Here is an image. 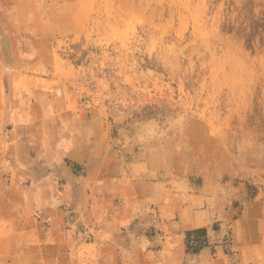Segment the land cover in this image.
<instances>
[{"label":"rangeland","instance_id":"rangeland-1","mask_svg":"<svg viewBox=\"0 0 264 264\" xmlns=\"http://www.w3.org/2000/svg\"><path fill=\"white\" fill-rule=\"evenodd\" d=\"M94 150L95 172L154 193L146 250L178 229L193 264H264V0H0V264H46L54 216V234L106 236L102 180L93 212L59 202Z\"/></svg>","mask_w":264,"mask_h":264},{"label":"crops","instance_id":"crops-1","mask_svg":"<svg viewBox=\"0 0 264 264\" xmlns=\"http://www.w3.org/2000/svg\"><path fill=\"white\" fill-rule=\"evenodd\" d=\"M33 119L34 118H32V121ZM29 121L31 120L29 119ZM42 124V126H44L43 122ZM47 125L48 124L46 123V126ZM14 128L16 127L14 126ZM26 140H30V138L27 137ZM16 141H18V139ZM27 143H25L26 146H28ZM95 154L96 151L94 150V152L90 153V158L86 159V161H83L82 159V174L79 178L84 180V184L79 183L73 173L65 171L64 176L66 177V183L64 185L65 188L62 189L65 197L64 200L63 198H60L59 202L63 201L65 203H73V199H77L76 201H78V198L69 196H79L80 193H82V196L77 203H85V205L88 206V199L91 195H93V192L91 190L90 193L87 192L86 185L90 188V180H102V182L106 183L107 186L104 187L101 185V187L98 188V192H96V195H98L97 202L100 203L99 206H96L97 211L94 219L96 220L95 223H99V225L100 221L103 223H105V221L108 224L110 223L105 232L106 236H96L89 241H86L80 237H76L77 234L75 230H73L72 236L66 237L64 230L60 228H58L57 234H54L53 229L55 225H60L58 218L54 216L51 219V225L46 235L47 240L43 237V241L48 243V249L42 253L41 258L46 260V264H67V258L72 259V262L68 264H193V257H189L183 249L181 243L182 237L179 234L178 229L171 231L172 233L170 235L165 236L164 240L161 241V246L156 249V251L151 249L146 250V248L143 247V243H141L143 246L140 245L139 241L142 239L138 237V233L141 231L140 225L142 222V215L147 210V206L145 204L147 201L146 198L148 196L150 199L154 193L152 192L147 195V192L144 189L146 184L144 178L145 176L137 174L136 176L139 178L136 183L137 187L135 189H131V187H129V173L127 174L128 180L125 181L124 177H126V175L124 176L122 174L123 176L121 175L122 177H119L118 174H120V171H105L103 169L101 172H95V168L102 164L97 161ZM45 158H48V155H46ZM40 159V157L36 159L31 158L26 166H31L32 168L33 164L36 161L38 162ZM51 181L52 177L50 175L43 177L40 187L43 186L41 187V190L44 194H46V184L50 189L49 193L54 194L53 187H50ZM112 182L113 184L121 183L122 189L121 192H119L120 196L117 189L110 187ZM124 183H126L127 186H125ZM80 186H82V189L86 191L84 194L85 197L83 195L84 191L81 190ZM88 209L89 211L93 210L91 207ZM153 210L157 212L156 216H159L161 220L166 219L168 221L172 217L175 218V206L173 204L160 203L155 206ZM135 218H137V220H134ZM194 218L195 214L191 213L188 222L191 223L192 226H196L194 224ZM56 220H58V224H55ZM171 220L168 222L169 226H173L175 224V221ZM131 221H133L135 225H130ZM131 238H133V241H130ZM80 251H82L81 258L79 257ZM202 253L207 255L206 250ZM134 256L136 258H134ZM219 257L220 256L218 255L217 262H220L218 259ZM119 258H122V263H120ZM189 259L193 262L189 261ZM213 261L214 260H209L207 262L208 264H214Z\"/></svg>","mask_w":264,"mask_h":264}]
</instances>
